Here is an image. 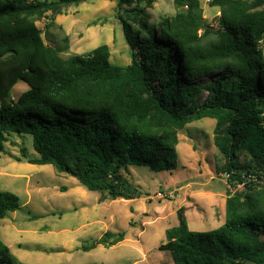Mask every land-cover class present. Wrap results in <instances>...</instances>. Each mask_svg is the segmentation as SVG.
Listing matches in <instances>:
<instances>
[{"label":"trees","instance_id":"obj_1","mask_svg":"<svg viewBox=\"0 0 264 264\" xmlns=\"http://www.w3.org/2000/svg\"><path fill=\"white\" fill-rule=\"evenodd\" d=\"M83 1L0 0V151L9 133L28 134L38 153L28 162L75 177L99 202L133 199L141 191L121 170H173L178 130L213 118V141L225 159L220 171L233 187L224 221L193 230L179 213L159 249L173 264H264V0H210L220 9L216 27L203 19L199 0H173L177 11L159 32L146 11L155 0H114L139 26L119 16L127 65L111 63L106 44L63 57L64 47L44 42L34 15ZM18 81L28 88L14 99ZM19 205L15 193L0 190V218ZM124 237L108 230L81 249ZM0 264H13L1 239Z\"/></svg>","mask_w":264,"mask_h":264},{"label":"rangeland","instance_id":"obj_2","mask_svg":"<svg viewBox=\"0 0 264 264\" xmlns=\"http://www.w3.org/2000/svg\"><path fill=\"white\" fill-rule=\"evenodd\" d=\"M199 1L203 19L216 27L219 7L209 5L210 0ZM128 10L114 0H85L59 11L46 10L33 19L46 44L64 47L63 57L106 44L109 61L127 65L131 53L119 16L134 30L139 28L134 12ZM146 11L148 22L159 32L160 22L170 20L177 8L173 0H155ZM260 44L264 57V41ZM209 79L210 75L196 78L200 83ZM27 88L18 81L11 96L16 99ZM214 127L210 117L185 124L177 132L173 170L130 165L121 172L141 196L102 202L97 191L53 165L28 162L27 158L38 157L31 136L9 133L0 151V190L15 193L20 205L0 218V239L9 247L13 264H173L170 252L159 245L165 241V230L179 225V213L193 230L212 229L224 221L225 199L233 187L220 171L225 159L214 144ZM246 157L241 151L240 161ZM108 230L124 231L125 237L109 247L81 249Z\"/></svg>","mask_w":264,"mask_h":264},{"label":"built area","instance_id":"obj_3","mask_svg":"<svg viewBox=\"0 0 264 264\" xmlns=\"http://www.w3.org/2000/svg\"><path fill=\"white\" fill-rule=\"evenodd\" d=\"M227 176V175H226Z\"/></svg>","mask_w":264,"mask_h":264}]
</instances>
